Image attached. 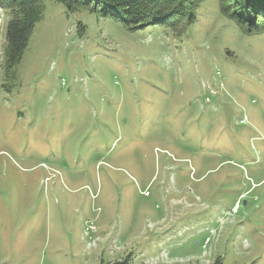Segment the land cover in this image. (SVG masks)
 Instances as JSON below:
<instances>
[{"label":"rangeland","instance_id":"374dc122","mask_svg":"<svg viewBox=\"0 0 264 264\" xmlns=\"http://www.w3.org/2000/svg\"><path fill=\"white\" fill-rule=\"evenodd\" d=\"M72 1L29 2L9 75L0 7V264H264V10Z\"/></svg>","mask_w":264,"mask_h":264},{"label":"trees","instance_id":"16d2710c","mask_svg":"<svg viewBox=\"0 0 264 264\" xmlns=\"http://www.w3.org/2000/svg\"><path fill=\"white\" fill-rule=\"evenodd\" d=\"M37 0H0V7L7 11L9 20L6 26V43L3 55L5 58L4 66L6 74L20 62L23 53L28 47L35 24L42 19L43 6H34L29 3ZM183 0H84V3L94 2L99 6L102 13L107 16L117 18L126 28L138 29L140 27L166 23L175 30H178L176 23L181 17L185 18ZM235 1V16L241 27L243 26L242 17L251 13H260L264 10V0H233ZM238 1V2H236ZM75 4V0L72 1ZM78 3V2H77ZM73 4L66 3L69 10L75 9ZM260 11V12H259ZM192 14V13H189ZM189 18V16H187ZM175 18V19H174ZM251 22V18H248ZM252 24V23H251ZM256 29H251V31ZM263 29H261L262 31ZM128 260H116L101 264H127ZM215 264H223L221 260Z\"/></svg>","mask_w":264,"mask_h":264}]
</instances>
